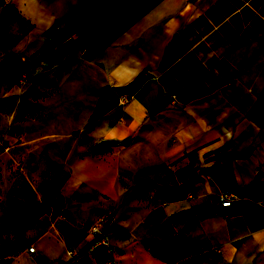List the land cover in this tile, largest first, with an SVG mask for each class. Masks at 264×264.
<instances>
[{"label":"crops","instance_id":"0c3cea01","mask_svg":"<svg viewBox=\"0 0 264 264\" xmlns=\"http://www.w3.org/2000/svg\"><path fill=\"white\" fill-rule=\"evenodd\" d=\"M0 1L30 25L33 53L51 42L46 59L0 71L1 199L46 200L51 245L99 224L118 264H166L141 236L157 208L190 216L178 227L215 255L201 264H264V0ZM144 180L191 191L168 201ZM225 187L245 189L230 208L216 202ZM111 207L113 232L88 220Z\"/></svg>","mask_w":264,"mask_h":264},{"label":"rangeland","instance_id":"374dc122","mask_svg":"<svg viewBox=\"0 0 264 264\" xmlns=\"http://www.w3.org/2000/svg\"><path fill=\"white\" fill-rule=\"evenodd\" d=\"M30 30V25L16 14L14 8L0 1V71L16 60L25 62L46 59V54L51 48L50 40H46L38 49L36 46L33 53L29 46L33 39H27ZM2 82L0 77V90ZM29 90L24 99L31 95V90L34 91L32 87ZM25 104L26 102L21 100L17 112H20ZM1 176L0 173V178ZM135 194L142 195V191L137 190ZM116 211L115 207H111L107 211L89 214L88 220H96L110 233L119 225ZM59 216L57 221H53H63L61 213ZM147 217L142 227V242L166 264H201L215 259L214 251L206 241L199 235L195 237L189 233L188 228L193 224L178 227L179 219L186 220L187 223L190 221L188 214L168 219L157 208ZM47 220L39 221L23 206L14 207L9 199L0 198V264H88L87 249L84 250L87 246L84 231L87 232L90 224H85L83 231L80 228L71 240L65 239V233L60 231L64 239H58L55 245H51L46 237L57 231L58 224H51L50 218ZM111 238L115 243L114 237ZM70 250L73 251L72 255L69 254Z\"/></svg>","mask_w":264,"mask_h":264},{"label":"built area","instance_id":"2783aa9c","mask_svg":"<svg viewBox=\"0 0 264 264\" xmlns=\"http://www.w3.org/2000/svg\"><path fill=\"white\" fill-rule=\"evenodd\" d=\"M118 103L126 104L132 99L129 92L121 91L118 94ZM242 198L239 189L225 187L216 196V202L221 208H229L235 202ZM87 232L92 235V240L86 253H92L97 257V264H118L117 255L114 245L112 244L108 234L100 227L99 224L89 225ZM70 250L69 254L72 255Z\"/></svg>","mask_w":264,"mask_h":264},{"label":"trees","instance_id":"16d2710c","mask_svg":"<svg viewBox=\"0 0 264 264\" xmlns=\"http://www.w3.org/2000/svg\"><path fill=\"white\" fill-rule=\"evenodd\" d=\"M58 43H60L59 38H57ZM143 187L146 188H154V184L149 180H144L141 184ZM56 187V180H52L51 184L45 185L41 191L42 195L45 198H48L53 190ZM191 191V188L189 185L185 186L183 189H175V190H169L164 188H154V192L156 195L168 200V201H177L184 199L187 194ZM240 194H245V189H239ZM23 207L25 210L29 211V213L39 218L44 214H50L51 213V205L46 201H28L26 202ZM217 213H223V211L220 208H216Z\"/></svg>","mask_w":264,"mask_h":264},{"label":"water","instance_id":"95a60500","mask_svg":"<svg viewBox=\"0 0 264 264\" xmlns=\"http://www.w3.org/2000/svg\"><path fill=\"white\" fill-rule=\"evenodd\" d=\"M117 143V140H114V139H104V140H101L98 145L100 147H104L106 145H110V144H116Z\"/></svg>","mask_w":264,"mask_h":264}]
</instances>
